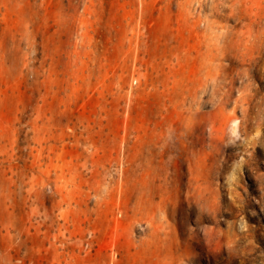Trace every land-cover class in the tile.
I'll use <instances>...</instances> for the list:
<instances>
[{
	"label": "rangeland",
	"instance_id": "1",
	"mask_svg": "<svg viewBox=\"0 0 264 264\" xmlns=\"http://www.w3.org/2000/svg\"><path fill=\"white\" fill-rule=\"evenodd\" d=\"M0 264H264V0H0Z\"/></svg>",
	"mask_w": 264,
	"mask_h": 264
}]
</instances>
